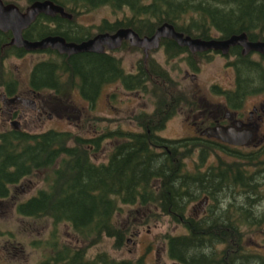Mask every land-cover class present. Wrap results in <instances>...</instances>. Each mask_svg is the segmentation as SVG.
<instances>
[{"label":"trees","instance_id":"16d2710c","mask_svg":"<svg viewBox=\"0 0 264 264\" xmlns=\"http://www.w3.org/2000/svg\"><path fill=\"white\" fill-rule=\"evenodd\" d=\"M52 1L74 16L101 6L128 7L131 18L99 26L108 32L130 26L140 36L151 35L163 22L202 39H209L211 31L220 33V38L241 32L260 35L264 31V0ZM187 15V22L179 24L178 20ZM73 20L74 17L68 20L41 14L24 30L23 36L31 40L60 35L67 41L80 42L94 35L90 31H76ZM10 38V31L0 30V86L9 95L17 88V81L7 76L4 59L20 57L26 52L10 45ZM165 48L169 57L184 51L173 40H166ZM46 51L51 58L36 62L30 70L28 83L35 91L53 90L59 94L66 87L70 90L74 87L92 105L104 86L119 82L126 90H144L154 96V116L142 111L136 114L142 127L139 131L107 130L105 135L122 139L114 143L107 161L101 163L91 158V150L98 147L101 136L87 139L70 130L53 128L37 133L24 128L0 129V200L11 197L12 186L24 178L47 171L43 176L44 188L16 202L17 214L32 219L48 217L53 223L67 222L87 245L106 236L113 238L114 247L119 248L127 232V228L115 221L121 204L153 205L185 229L179 235H166L167 255L177 262L264 264V256L249 251L244 243L246 231L243 228L251 225L257 228L264 220V207L259 204L263 196L250 192L256 188V179L247 170L245 153L235 150L230 154L234 160L221 163L224 166L221 171L215 172L212 166L202 171L200 167L213 145L196 137L159 135L158 131L170 115L166 104L176 96L174 89L170 91L166 87L171 79L159 63L147 58L144 65L138 64L137 72L131 73L124 71L120 59L110 53L66 55ZM192 56L189 53V62H193ZM236 69L240 78L255 77L262 72L246 59ZM151 77L158 78L163 88L147 90ZM212 91L221 89L213 85ZM196 151L197 160L190 170L186 160ZM204 200L207 201L205 214L189 213L191 203L200 204ZM47 243L51 252L39 264H146L143 257L115 260L105 252L87 257V245L60 244L55 236ZM218 243L224 247L216 256Z\"/></svg>","mask_w":264,"mask_h":264},{"label":"rangeland","instance_id":"374dc122","mask_svg":"<svg viewBox=\"0 0 264 264\" xmlns=\"http://www.w3.org/2000/svg\"><path fill=\"white\" fill-rule=\"evenodd\" d=\"M17 5L24 10L27 3L20 0ZM131 17L128 7L112 9L109 6H101L76 14L74 23L81 31L97 33L98 27L104 21L113 23ZM187 19L188 15L178 20V23L183 24ZM210 35L218 34L216 31H211ZM110 52L120 59L124 71L131 73L137 72L138 64L144 65L145 59H154L166 70L171 79L166 87L170 88V91L174 89V95L179 97L184 94L190 97L193 94L194 98L199 95L211 97L213 85L220 89H230L233 86L234 68L229 64V58L222 55L197 60L196 68H190L187 65L186 54L180 53L169 57L165 48L161 46L148 50L146 55L142 48L130 46L126 42L123 47ZM49 58L51 54L47 51H32L20 57L11 56L4 59L3 66L7 76L17 81V89L23 97H29L27 90L32 66L38 61ZM192 74L195 76L191 77ZM160 88H163L161 81L151 77L147 90L159 91ZM0 91H2L1 86ZM33 98L41 105L44 104L45 113L39 114L27 105L19 118L14 117L20 120L21 127L32 133L53 128L70 130L87 139L101 136L98 147L94 146L95 150H91V158L95 163L106 162L114 143L122 139L105 135L106 131L117 128L141 130L136 114L140 111L148 114L154 112L156 102L155 97L149 92L126 90L119 82L104 86L92 105L84 100L74 87L71 90L66 87V90L59 94L53 90H42L39 97L33 96ZM212 98L214 101H222L220 97ZM0 117L7 119V115L3 113H0ZM4 123L5 126L1 124V128L10 127L9 121ZM186 124V113L178 112L158 133L166 138L190 136L193 132ZM228 152L230 151H218V154L226 161H230ZM196 157L195 155L197 160ZM186 167L190 170L194 169V161L191 158L186 160ZM46 172H37L12 186L11 197L3 202L0 211V264H39L42 259L49 256L51 251L47 241H51L53 236L60 244L66 243L73 247L87 245L67 222L53 223L48 217L32 219L17 214L16 202L25 200L40 188H44L43 176ZM197 204L199 202L189 205V213L194 216L197 210H200ZM115 221L118 225L127 228L124 243L116 248L113 245V238L102 236L98 242L85 246L87 257L105 252L115 260H136L143 257L146 264H175L167 255L166 235H179L184 233L185 229L169 216L161 214L157 206L140 207L121 204L115 215ZM243 229L246 231L244 241L246 248L264 256V222L257 228L245 226ZM223 247L221 245V248Z\"/></svg>","mask_w":264,"mask_h":264},{"label":"flooded vegetation","instance_id":"af4514ba","mask_svg":"<svg viewBox=\"0 0 264 264\" xmlns=\"http://www.w3.org/2000/svg\"><path fill=\"white\" fill-rule=\"evenodd\" d=\"M3 1L5 3L17 4V2L20 0ZM33 1L35 0H24V2L27 3L26 7ZM56 16L60 15L55 14L51 17ZM62 18L68 20L72 19L66 17ZM123 20L121 19L118 21ZM104 22L101 23L100 26L104 24ZM120 28H129L133 31H136L130 26ZM120 28H117L113 31H116ZM156 28L153 32L156 31ZM76 31L81 30L77 28ZM97 31L108 30H101L98 27ZM141 31H146V29H141ZM182 33L186 35L184 32ZM244 33L246 34V40L249 42H264V31L260 35L255 34L256 32L251 33L250 35H248L246 32ZM217 34L218 35L216 36L210 35V39H226L229 37L227 36L224 38H220L221 34L218 32ZM166 40L175 41L173 38L161 37L159 39V46L165 48ZM180 47L184 48L183 53L186 54L187 59L189 58V53L193 55V62H189V60H187V65L190 68L193 67L192 64H194V68H196L197 60L199 61L202 58H211L214 55H222L225 56V58H229V64L234 68L235 71L233 86L230 87V89H221V91L214 92L212 91L211 95L213 96L211 97L199 95L197 98H194L193 94L191 95V97L187 94H184L181 97H173L170 102L166 104V106L169 105L168 112L170 113V115L165 120L162 128L165 127L171 117H173L178 112L186 113L187 128H189L193 132L192 135L186 137H196L199 138L200 141L209 143L210 145L214 146L212 152L207 153L205 156V161L200 167L202 171H205L210 166L215 168V172H218V170L221 171V169L224 168L221 163H229L234 160V157L230 154H232L235 150H239L245 153L247 170L249 171V174L253 175L255 177L254 179H256L254 182L256 188L254 191L250 190V192L254 193V195L257 196H263V200L259 204L261 205V207H264V203L262 204V202H264V53L258 50H246L240 44L229 46L227 52L225 53L221 50L213 49L191 52L187 46ZM110 51L114 52L115 50ZM110 51L104 50V52L112 54ZM243 59H246V61L252 66L261 68V75H257L255 77L240 78L236 67L240 63H242ZM193 76L195 75L192 74L191 77ZM27 92L29 97L26 98L20 94L17 88H15L11 95L6 93L5 91H0V113L7 115V119H3L0 117V129H4L1 128V124L4 126L6 124L4 123V121H9V128L21 129L22 127L20 125V120H16L14 117L19 118L22 111L26 108L27 105L31 106L33 111H36L39 114L45 113L44 104L41 105L40 102L38 103V100H35L33 98V96L39 97L41 91H35L33 88L29 87ZM214 96L222 98V101H214L212 98ZM149 114L154 116L153 111H151V113ZM213 130H222V132H220L219 134L228 133V137L234 142H228L218 136H214L212 133ZM159 131H161V129ZM225 150L230 151L228 152V156L231 158L230 161H226L225 159L220 157V154H218V151L224 152ZM197 153L198 151H196L191 157L193 161L196 160L195 155ZM212 155L215 156L213 157ZM5 200L6 199L0 200V211ZM206 202V200L200 202V204L198 205L200 210H197V213H195L196 216H201L206 213ZM262 222H264V220ZM251 226L253 227V225ZM260 226H262V223ZM215 248L218 249V254L215 255L219 256V249H221V245L218 243ZM170 259L175 262V264H181L172 258Z\"/></svg>","mask_w":264,"mask_h":264},{"label":"water","instance_id":"95a60500","mask_svg":"<svg viewBox=\"0 0 264 264\" xmlns=\"http://www.w3.org/2000/svg\"><path fill=\"white\" fill-rule=\"evenodd\" d=\"M39 14L54 16L59 14L62 17L71 18L72 14L64 10V7L52 0H35L22 11L14 3H4L0 0V30L10 31L12 36L10 44L22 47L27 51L53 49L59 53L72 55L78 52H96L103 53L105 47L115 49L127 40L130 45L143 47L146 55L150 49L159 46L161 37L173 38L180 46H187L191 52L206 50H221L227 52L229 46L240 44L246 50H258L264 53V42H249L246 40V34H232L226 39H202L184 35L176 31L170 23H163L157 27L151 36H139L137 32L129 28H120L113 33H98L95 36L80 42L66 41L60 35H47L36 40H28L23 36V30L26 29ZM222 130H213L214 136L221 139L234 142L228 137V133L219 134Z\"/></svg>","mask_w":264,"mask_h":264}]
</instances>
